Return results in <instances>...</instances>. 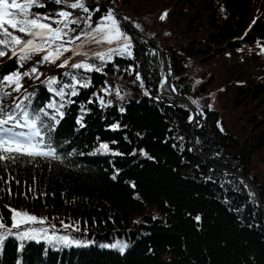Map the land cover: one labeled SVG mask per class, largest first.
<instances>
[{"label":"trees","instance_id":"trees-1","mask_svg":"<svg viewBox=\"0 0 264 264\" xmlns=\"http://www.w3.org/2000/svg\"><path fill=\"white\" fill-rule=\"evenodd\" d=\"M135 1L83 0L85 13L70 7L78 0H38L43 7L32 11L50 18L44 22L62 27L58 13L68 12L76 23L65 40L81 37L65 44L72 51L55 63L43 61L45 53L21 61L12 46L0 45V81L22 76L19 93L5 86L11 95L3 105L31 101L30 110L55 117L43 119L55 127L59 156L0 169L5 180L13 178L0 182V213L10 217L14 209L45 220L19 231L54 229L81 242L21 240L13 230L0 238V264H264V182L259 187L249 170L264 150V80L243 72L264 76V0H141L136 8ZM109 10L131 38L132 57L113 53L102 61L97 54L114 43L85 39ZM163 54L171 79L200 106L196 127L192 109L169 88ZM221 93L226 100L218 108ZM229 101L237 113L226 118ZM249 109L253 115L242 116ZM245 179L257 184L261 207Z\"/></svg>","mask_w":264,"mask_h":264},{"label":"snow or ice","instance_id":"snow-or-ice-1","mask_svg":"<svg viewBox=\"0 0 264 264\" xmlns=\"http://www.w3.org/2000/svg\"><path fill=\"white\" fill-rule=\"evenodd\" d=\"M61 2L62 0H56L57 4ZM33 7H43V5L39 4L38 0H22V2L21 0H0V45L5 48L12 46V54L14 56L19 55L21 61L30 59L31 55L45 53L42 57L43 61L55 63L64 52L72 51V49L64 47L65 44H71L75 40L81 39L80 36H76L65 40V36H67V31L65 30L71 31L69 23L75 24L76 21H70L68 19L70 14L61 11L58 13L61 19L55 21V23L62 25V27L53 28L50 23L44 22L50 18L34 13L32 11ZM70 7L73 9L81 8L85 13L89 12V8L85 6L83 0L72 3ZM164 15L161 16V19H164ZM17 32L29 38L23 40L19 35L14 34ZM85 39L90 42L107 43L108 45L118 44L116 48H109L107 52L97 54L102 61L110 60L113 53L120 56L126 55L127 57H132L133 55L130 51L132 48L131 38L124 32L111 10L108 11L106 16L101 18V21L87 34ZM5 55V51H0V57ZM66 65L67 60L60 66L64 67ZM73 67L92 70L91 66L87 64L77 63ZM36 71L35 68L32 69L33 73ZM28 75L29 73L27 72L23 73V76ZM21 79L20 73H13L4 76L2 81H0V169L24 163L35 165L41 160L59 159L50 135L55 131V127L43 119L44 117H49L55 120V117H50L49 112L45 111L44 108L30 110L31 101L28 104H24L23 101H17L11 107H5L2 103L6 97L11 95V92L4 90L5 86L11 87L12 91L19 93L22 88ZM55 83L56 80L54 79L49 81L50 90L51 85ZM87 86L86 83L82 85V87ZM64 87H68V85ZM57 94L63 98L65 95L63 88ZM76 94L75 91L71 92L73 96ZM24 99L27 100L28 97L25 96ZM63 106L61 104L59 107L62 108ZM47 107L56 108L54 104H49ZM56 111L62 118L63 113L59 112L58 109ZM56 123H59V121L57 120ZM101 147L104 150L108 148L106 144L101 145ZM12 179L11 176L7 180L0 176V182L2 183H9ZM8 192L11 194L10 187ZM9 212H11L10 217L0 213V238L13 230H17L21 240L43 241L50 245L81 246L80 241L71 238L69 235H58L54 229L31 228L28 231H19L24 226L44 224L45 220L38 219L35 215L22 213L19 210L9 209ZM9 219L11 221L10 227L8 226ZM61 223L64 228L70 227L66 223Z\"/></svg>","mask_w":264,"mask_h":264},{"label":"rangeland","instance_id":"rangeland-1","mask_svg":"<svg viewBox=\"0 0 264 264\" xmlns=\"http://www.w3.org/2000/svg\"><path fill=\"white\" fill-rule=\"evenodd\" d=\"M141 0H139V1H135V2H133L132 4H133V6L136 8L137 7V3H139ZM141 3V2H140ZM135 30H137L135 27H133ZM176 30V29H175ZM138 31V30H137ZM185 33V32H184ZM180 33H178V34H176V35H179ZM127 35H128V33H127ZM129 36V35H128ZM114 46H115V48L116 47H118V44L117 43H114ZM220 53V52H219ZM217 53H214V57H217V55H216ZM221 54V53H220ZM163 58H164V61L166 60V58H165V55L163 54ZM240 57H238V59H239ZM218 60V59H217ZM233 58H230L228 61H229V64L230 63H232L233 62ZM202 61V60H201ZM194 62V64H196V65H198V66H200V62L198 61V60H196V62L195 61H193ZM245 63H246V60L244 61ZM204 63V62H203ZM166 64H167V61H166ZM206 64V63H205ZM205 64H202V66H203V68L205 69V71H209V69H208V65L210 66V64H208V65H205ZM211 66H214L216 69H218L219 71H222L223 69H222V66H221V64H219V65H217L216 63H214V61L212 62V65ZM210 66V67H211ZM249 67H250V64H249ZM252 68V67H251ZM204 70H202V72L204 73V76H208L209 74H208V72H205ZM223 71H225V70H223ZM167 72H168V66H167ZM243 72H245L247 75H249V77L251 78V79H256V80H264V76L261 74V72H259L258 71V69H255L254 71H252V70H250L249 69V71H247V68L245 67L244 69H243ZM248 72H250V74L248 73ZM194 74V73H193ZM165 76H166V79H167V74H166V70H165ZM168 76H169V78H170V82H168V85H169V88H170V90H171V92H172V94H174L175 95V97L178 99H176L177 100V102L178 103H180V104H186V105H188L190 108H191V106H193V108L195 109V111H196V113H197V117H198V120H199V107H197L193 102H192V99H193V97H190V96H185V94H183L182 92H181V90H180V88H178L177 86H176V84H175V82L171 79V76H170V74H169V72H168ZM213 78H215V76L213 75V77H212V79H210V82L213 80ZM217 84V83H216ZM193 88H194V85H193V87H192V93H191V95L192 96H194L195 94H193L195 91H197V90H193ZM227 91H225L224 93H226ZM198 92H196V94H197ZM209 96H211V99H212V101H214V97L212 96V95H209ZM220 99L219 100H216V101H214V104H217V107L218 108H221L222 106L224 107V103H225V100H226V98L224 97V94L223 93H221L220 94ZM201 98V97H200ZM199 98V99H200ZM199 99H197V100H199ZM262 103H263V101H260L258 104H256L255 102H253L252 104H256L255 106H257L259 109H260V107H261V105H262ZM243 108L245 109V107L243 106ZM192 109V108H191ZM235 110H237L236 108H233L232 107V102L231 101H229V103H228V108L224 111V114L226 115V118H230L231 116H233V115H235L236 113H237V111H235ZM238 111H240V110H238ZM241 112V114H242V116H244V117H251L252 115H253V113H254V111L252 110V109H249L248 111H244V110H241L240 111ZM241 116V117H242ZM240 117V118H241ZM226 118H225V120H226ZM259 118V117H258ZM192 119H193V121L195 122V117H194V113H193V116H192ZM231 120V122L233 123V120L232 119H230ZM234 124V123H233ZM237 126H240V125H237ZM232 127H233V125H232ZM246 126L244 125L243 126V130L245 131L246 130ZM246 133H248V132H246ZM249 170H250V172L252 173V175H253V177H254V179L257 181V183H258V185H259V187H261L262 185L261 184H263V182H264V150H260L259 151V154H257L256 156H254V158L252 159V161L250 162V168H249ZM251 182V181H250ZM256 188H257V184H254L253 182H251ZM251 185V184H250ZM254 190V189H253ZM255 191V190H254ZM257 191H258V194L259 195H257V198L258 199H261V196H260V192H259V190H258V188H257ZM256 194H257V192H255ZM122 247V246H121Z\"/></svg>","mask_w":264,"mask_h":264},{"label":"water","instance_id":"water-1","mask_svg":"<svg viewBox=\"0 0 264 264\" xmlns=\"http://www.w3.org/2000/svg\"><path fill=\"white\" fill-rule=\"evenodd\" d=\"M119 19L121 20V18H119ZM165 70H166V74H167V81L170 82V78H169V76H168V72H167V64H166V60H165ZM191 108H192V112L194 113V117H195V122H194L193 127H196L197 124H198V122H199V120H198L197 113H196L195 109L193 108V106H191ZM178 109H179V108H178ZM251 186H252V185H251ZM252 188L255 190V192H257V195H259V194H258V191H257V188H256L255 186H252ZM258 204H259V206L261 207V200H260V199H258Z\"/></svg>","mask_w":264,"mask_h":264},{"label":"bare ground","instance_id":"bare-ground-1","mask_svg":"<svg viewBox=\"0 0 264 264\" xmlns=\"http://www.w3.org/2000/svg\"><path fill=\"white\" fill-rule=\"evenodd\" d=\"M246 180V179H245ZM248 182V180H246ZM249 184H251L250 182H248ZM252 185V184H251ZM253 186V185H252Z\"/></svg>","mask_w":264,"mask_h":264}]
</instances>
